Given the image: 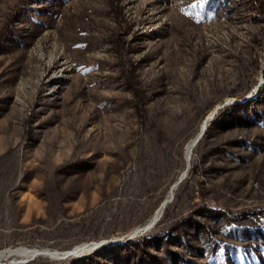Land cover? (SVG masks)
Masks as SVG:
<instances>
[{
  "label": "rangeland",
  "instance_id": "rangeland-1",
  "mask_svg": "<svg viewBox=\"0 0 264 264\" xmlns=\"http://www.w3.org/2000/svg\"><path fill=\"white\" fill-rule=\"evenodd\" d=\"M41 1L31 28L47 9L107 5ZM126 3L144 34L134 87L60 81L74 73L63 43L78 45L52 26L27 49H0V251L88 246L0 264H264V0ZM212 111L189 183L151 233L136 235Z\"/></svg>",
  "mask_w": 264,
  "mask_h": 264
},
{
  "label": "trees",
  "instance_id": "trees-1",
  "mask_svg": "<svg viewBox=\"0 0 264 264\" xmlns=\"http://www.w3.org/2000/svg\"><path fill=\"white\" fill-rule=\"evenodd\" d=\"M105 1L107 3L106 6H92L82 3L75 10L63 9L59 16L47 9L46 12L41 13L42 20L40 23H32L33 28H31L30 25L28 26L30 9L33 5L42 1L11 0L0 11V49L4 47L5 50H11L20 45L27 49L34 38L41 33L42 28L48 25L52 26L54 33L57 34L59 39L63 40L65 36L73 39L75 45H78L75 48L71 47L67 42L63 43L64 47L61 49L63 57L70 61L71 71H74V73L60 81L70 79L77 84V86L74 85L73 87L83 86V83H91V87H102L110 82L112 78L120 77L117 87H134L133 83L141 84L138 75L140 68H143L142 61L145 60V55L140 52L137 53L136 50L144 46L140 45L144 34L136 28L135 18L127 9V0ZM170 18L171 16L169 15L168 20ZM75 51L79 55L73 54ZM68 52L70 56L67 55ZM228 104H224L219 109L224 108ZM207 132L208 130L205 131L202 139L205 138ZM193 170L194 166L192 167V172ZM189 180L190 176L179 184L177 191L189 183ZM173 202L174 198L168 203L165 210ZM161 218L157 223L161 221ZM152 228L136 235L149 234ZM212 248L216 254L222 256L217 251V248ZM184 251L189 254L193 252L200 253L199 250L188 247L184 248ZM199 255L201 256V254ZM161 258L163 259L164 257L161 256ZM191 258L196 260L193 257Z\"/></svg>",
  "mask_w": 264,
  "mask_h": 264
},
{
  "label": "bare ground",
  "instance_id": "bare-ground-1",
  "mask_svg": "<svg viewBox=\"0 0 264 264\" xmlns=\"http://www.w3.org/2000/svg\"><path fill=\"white\" fill-rule=\"evenodd\" d=\"M232 101L234 102V100H232ZM221 106H223V105H220L218 107V109ZM214 113H215V111H212L211 113H209V115L206 116V118L204 119L199 131L197 132V134L193 138H191L190 141L186 145V159H187V162H188L186 170L180 175L179 179L177 181H175L171 185L167 197L163 200V202L160 204L158 209L154 212L152 217L146 222L144 227L138 228L137 231H140V232L147 231L148 229L152 228L160 220V218L162 217L166 206L168 205V203H170L173 200L177 187L183 181V179L185 178L186 174L188 173V171L190 169V164H191L193 151H194L196 145L201 141L203 135L205 134V131H206L207 126H208V123L213 118ZM86 247L88 248V246H86V245H80V247H77V248L75 247L76 249L73 248L72 250H68V251H65V252H62V253H59V252H51L50 253V252H46V251L40 250V249H35V250L30 249L29 250L28 248L9 249L7 251H0V262H1V260L5 259V258H7L9 256H13V255H19V256L31 255V256H35V255H38V254H49V255H51L53 257H57L59 255H63V256H60V257H64V256H68V255L78 254L79 251L85 250ZM93 249H94V247H93Z\"/></svg>",
  "mask_w": 264,
  "mask_h": 264
},
{
  "label": "snow or ice",
  "instance_id": "snow-or-ice-1",
  "mask_svg": "<svg viewBox=\"0 0 264 264\" xmlns=\"http://www.w3.org/2000/svg\"><path fill=\"white\" fill-rule=\"evenodd\" d=\"M223 250V249H222Z\"/></svg>",
  "mask_w": 264,
  "mask_h": 264
}]
</instances>
